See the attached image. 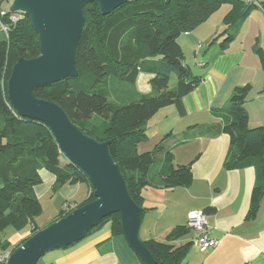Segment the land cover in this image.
Here are the masks:
<instances>
[{"label": "trees", "instance_id": "1", "mask_svg": "<svg viewBox=\"0 0 264 264\" xmlns=\"http://www.w3.org/2000/svg\"><path fill=\"white\" fill-rule=\"evenodd\" d=\"M11 1L0 0V6ZM259 4L264 9V3ZM224 5L230 6L223 18L225 25L240 24L259 9L244 0H133L102 16L95 4H87L75 53L78 76L39 86L33 92L35 97L60 107L70 122L90 138L109 142L110 156L119 168L130 198L140 208L142 191L148 187L174 189L191 183L190 165H173L172 150L176 146L196 138L225 135L229 148L223 167L254 169L247 220L258 212L264 196V127H249L244 102L250 85L234 88L228 104L212 110L219 120L217 125L195 126L179 138L164 136L152 150L138 148L148 140L146 126L157 112L172 105L181 106L182 99L202 80L184 64L178 37L206 23ZM0 12L4 13L1 22L9 27L7 36L0 39V251L11 253L40 230L34 222L41 213L34 194V188L41 183L40 170L54 176L55 191L78 183L90 188L89 198L77 208L92 202L94 197L85 176L66 161L49 130L40 122L18 117L9 104L6 84L10 71L20 58L33 59L39 55V41L27 17L18 14V21L12 24L11 13L1 7ZM220 36L224 37L222 48L235 39L229 32ZM255 53L264 71L261 49L255 48ZM138 72L153 75L149 80L150 95H134L133 83ZM172 78L176 84L170 88ZM61 159L65 160L63 166ZM145 212L143 209V215ZM67 214L62 210L53 222ZM106 223L111 226L112 236L123 240L117 214L101 220L86 236ZM27 226L29 236L15 246L1 239V233L8 228L20 232ZM189 232L186 226H178L162 242H141L155 264H185L191 242L180 246L174 243ZM127 250L120 253V260H125L122 264H135L136 256Z\"/></svg>", "mask_w": 264, "mask_h": 264}, {"label": "crops", "instance_id": "2", "mask_svg": "<svg viewBox=\"0 0 264 264\" xmlns=\"http://www.w3.org/2000/svg\"><path fill=\"white\" fill-rule=\"evenodd\" d=\"M262 1L258 2L264 3ZM229 11L221 7L206 23L189 33V36L194 35L199 46L219 42V53L206 57L205 69H190L194 76L202 78L200 84L182 99L181 106L172 105L157 112L154 116L159 120L157 129L151 134L147 129L148 139L159 141L167 135L179 138L195 126L217 125L219 120L212 115V110L226 106L233 89L244 85L251 86L244 102L249 127H264V71L255 53V48H259L264 55V9L253 10L240 24L233 22L226 26L223 18ZM223 32L235 35L234 41L225 48L220 45ZM177 42L183 52L182 40L178 38ZM184 64L190 68L185 60ZM152 77L150 73L138 72L133 83L136 97L152 93L149 85ZM175 84L172 78L169 87ZM228 148V137L217 135L196 138L172 150L175 167L190 165L191 183L187 187H148L142 191V208L146 212L138 231L140 241L162 242L172 229L186 226L189 212H203L208 236L216 240L217 245L214 249L198 250L193 245L196 234L190 230L174 243L180 246L191 242L185 264H264V196L256 216L247 220L255 171L253 168L224 169ZM158 161L161 162V158ZM60 163L65 165V160L61 159ZM39 176L41 183L34 188V194L41 207L40 214L44 210L54 211L47 225L38 227L35 223L40 229L56 220L66 206L77 208L90 196V188L84 183L66 185L55 191L52 174L42 169ZM126 246L124 238L112 236L111 226L106 223L80 242L48 252L38 263L122 264L125 260H120V253L127 250ZM127 251H131L129 247ZM3 253L0 251V255ZM135 258L134 263L139 264L141 260Z\"/></svg>", "mask_w": 264, "mask_h": 264}, {"label": "water", "instance_id": "3", "mask_svg": "<svg viewBox=\"0 0 264 264\" xmlns=\"http://www.w3.org/2000/svg\"><path fill=\"white\" fill-rule=\"evenodd\" d=\"M133 0H12L8 13L27 17L38 37L39 55L20 58L6 84L7 99L16 115L42 123L59 152L87 179L94 200L75 208L62 219L38 230L9 254L5 264H37L46 253L68 248L97 224L119 215L123 238L144 263L154 259L139 239L143 209L130 198L118 166L109 153V142H97L76 128L53 102L34 96L39 86L78 76L75 53L84 28L83 8L95 4L102 16Z\"/></svg>", "mask_w": 264, "mask_h": 264}, {"label": "rangeland", "instance_id": "4", "mask_svg": "<svg viewBox=\"0 0 264 264\" xmlns=\"http://www.w3.org/2000/svg\"><path fill=\"white\" fill-rule=\"evenodd\" d=\"M256 1H261V0H256ZM262 2H264V0ZM9 5H10V3H9ZM9 5L6 2H4L1 4L0 7H1V9H8ZM222 8H223V10H224V8H225V10H227L228 8L230 10L229 5H224V6H222ZM2 36L3 35L0 33V39L2 38ZM193 36L194 35L189 36V33H185V34H182L178 37L182 40L184 60L190 66V69L197 68V69L203 70V69H205V66H206V64H205L206 57L207 56L211 57L215 53H219V49H218L219 48V46H218L219 42L218 43L216 42V44L215 43L214 44H212V43L204 44L203 43L199 46V44L196 43L198 41H196ZM222 39L220 41H222ZM172 84H173V82H172ZM157 121H159V120L156 117H154L147 123L148 126H146V128L147 129L149 128L150 134L152 133V131L157 129V127H156ZM88 125L89 124H87V127H88ZM151 139H153V138L151 137ZM157 141H154V140L152 141V140L148 139L147 141H145L141 145H139L138 148L140 149V151L146 150V149L152 150ZM53 213H54V211L51 209L50 210H44V212L42 214H40L37 218L34 219V222L36 223V225L38 227L45 226L50 221V219H52ZM51 221H53V220H51ZM51 223H53V222H51ZM29 231H30V226H27L25 229H23L20 232H16V231L8 228L7 230H5L4 232L1 233V239L4 241L5 240L8 241L11 246H15L19 242H21L23 239H25V237H27L26 234H28ZM5 253H9V252H5ZM44 256H42V257H44ZM42 257L39 260H44V259H42ZM38 262L40 263L41 261H38Z\"/></svg>", "mask_w": 264, "mask_h": 264}, {"label": "built area", "instance_id": "5", "mask_svg": "<svg viewBox=\"0 0 264 264\" xmlns=\"http://www.w3.org/2000/svg\"><path fill=\"white\" fill-rule=\"evenodd\" d=\"M245 3L255 4L260 10H263L262 6L256 0H244ZM4 15L3 12H0V33L4 36H7L9 32V27L1 22V17ZM19 19L18 14H11L9 20L12 24H15ZM74 206H66L64 211L70 213L74 210ZM186 227L193 231L196 234L195 239L193 240V245L200 251H206L209 249H214L217 245V241L211 239L207 233V221L206 215L203 212L191 211L187 215ZM10 253H3L0 255V264H5Z\"/></svg>", "mask_w": 264, "mask_h": 264}]
</instances>
